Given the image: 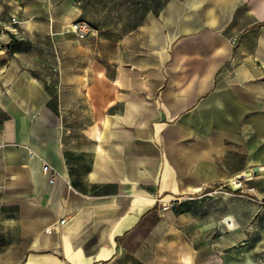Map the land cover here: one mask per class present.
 <instances>
[{"label": "crops", "instance_id": "crops-1", "mask_svg": "<svg viewBox=\"0 0 264 264\" xmlns=\"http://www.w3.org/2000/svg\"><path fill=\"white\" fill-rule=\"evenodd\" d=\"M12 16L54 36L57 75L0 55V264H114L176 219L158 197L263 172L264 0H0Z\"/></svg>", "mask_w": 264, "mask_h": 264}, {"label": "rangeland", "instance_id": "rangeland-1", "mask_svg": "<svg viewBox=\"0 0 264 264\" xmlns=\"http://www.w3.org/2000/svg\"><path fill=\"white\" fill-rule=\"evenodd\" d=\"M17 25L0 20L8 33L0 31V55L29 68L52 94L54 36L30 37L19 33ZM234 185L223 180L192 195L177 207L175 220L163 219L150 235L143 231L146 243L114 264H264V175Z\"/></svg>", "mask_w": 264, "mask_h": 264}, {"label": "built area", "instance_id": "built-area-1", "mask_svg": "<svg viewBox=\"0 0 264 264\" xmlns=\"http://www.w3.org/2000/svg\"><path fill=\"white\" fill-rule=\"evenodd\" d=\"M10 23L11 24L17 23V20L14 16H12L10 18ZM92 31H93V27L87 21H83V20L73 21L70 24H68L66 27V32L72 34L74 36V38L77 40L84 39L90 33H92ZM15 33L16 32H14V34ZM41 170L45 175L48 176V181L52 183L54 181L55 177L53 175V169L51 168V166L48 163H42ZM227 182L231 185L230 181H227ZM189 199H190V197H187V198L186 197H176V198H172V199H165L163 197H158L157 198V204L163 210H165V209H169L175 205L184 204ZM64 221H65L64 219H61L60 221H58V224H63Z\"/></svg>", "mask_w": 264, "mask_h": 264}, {"label": "bare ground", "instance_id": "bare-ground-1", "mask_svg": "<svg viewBox=\"0 0 264 264\" xmlns=\"http://www.w3.org/2000/svg\"><path fill=\"white\" fill-rule=\"evenodd\" d=\"M262 175H264V170H263V172H261V171L259 172L258 167H254V168H251L250 170H248L245 175H242L241 178L247 179V178L252 177V179H253L255 177H259V176H262ZM237 181H238L237 177H235L233 180L230 181V183L233 186L234 184H236Z\"/></svg>", "mask_w": 264, "mask_h": 264}, {"label": "water", "instance_id": "water-1", "mask_svg": "<svg viewBox=\"0 0 264 264\" xmlns=\"http://www.w3.org/2000/svg\"><path fill=\"white\" fill-rule=\"evenodd\" d=\"M241 177H238L237 180H239Z\"/></svg>", "mask_w": 264, "mask_h": 264}]
</instances>
